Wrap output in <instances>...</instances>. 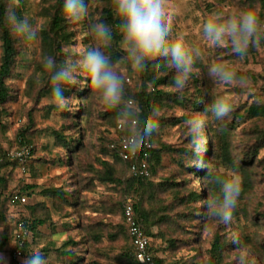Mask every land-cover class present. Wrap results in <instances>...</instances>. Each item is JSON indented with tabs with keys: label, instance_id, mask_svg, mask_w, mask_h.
<instances>
[{
	"label": "rangeland",
	"instance_id": "obj_1",
	"mask_svg": "<svg viewBox=\"0 0 264 264\" xmlns=\"http://www.w3.org/2000/svg\"><path fill=\"white\" fill-rule=\"evenodd\" d=\"M53 1L6 0L8 13L29 18L39 29V39L34 43L24 42L14 36L16 55L9 79L11 96L0 105V149L5 156L0 159V174L6 178L0 191L8 198L13 192L24 191L28 185L33 192L31 196L26 195L24 205L7 199L0 235L9 236L10 241L0 251V264H15L13 245L19 230V226L15 230V221L29 219L31 225L35 217H46V221L30 232L24 248L25 257L35 248L45 256L65 255L68 251L71 264H128L122 203L129 195L123 188H114L97 178L98 159L115 164L108 143L117 117L90 81L85 82L84 76L79 77L81 84L64 88V95L72 98L70 108L60 112L53 109L56 104L51 98L50 74L42 66V58L48 54L41 48L40 37L41 29L49 20L44 9ZM107 2L88 0L89 15L79 24H69L74 37L61 53L56 52L57 64L78 58L82 50L93 44L89 26L100 21ZM176 5L174 31L187 33L188 39L200 46L202 58L195 62L187 86L180 91L189 93L192 100L186 102V106L174 105L161 111L165 119L157 127L156 138L162 154L152 178L154 189L151 193L153 202L166 205L171 220L152 227L157 233L151 237L153 248L165 263L182 260L186 264H210V250L218 236L223 245L219 264H238L241 247L249 251V258L254 259L255 264H264V41L259 47H250L246 59L237 62L228 48H214L201 38L202 25L214 9L255 6L262 19V0H176ZM156 59L163 61L159 57ZM221 60L230 61L238 74L248 76L252 87L251 93L238 88L231 90L236 93L234 109L222 123L211 119V113H205L206 106L221 91L208 77V66ZM167 68L170 74L160 87L178 91L174 87L176 70ZM45 76H48L47 82H44ZM137 89V74L132 73L126 95ZM194 101L199 106H195ZM135 105L139 109L137 101ZM197 115L208 116L205 137L213 138L210 156L208 149L201 154L208 165V168L203 167L201 176L193 174L199 167L186 125L189 117ZM220 124L229 131L233 156L249 171L243 178L244 196L239 198L229 224L206 214V201L216 190L199 182V179L205 180L209 168L213 172L236 169L216 158ZM54 130L71 138L79 131V142L73 141L68 146L60 138L49 137ZM27 140L29 142L25 143ZM27 147H31L30 152L22 159L18 157L16 153ZM188 165L193 168L187 169ZM237 170L242 174L239 168ZM46 187L67 191L68 200L55 201L43 195L42 189ZM193 190L202 195L204 203L199 197L194 200L190 196ZM30 205L37 207L31 211ZM236 237L239 243L234 242Z\"/></svg>",
	"mask_w": 264,
	"mask_h": 264
},
{
	"label": "clouds",
	"instance_id": "obj_2",
	"mask_svg": "<svg viewBox=\"0 0 264 264\" xmlns=\"http://www.w3.org/2000/svg\"><path fill=\"white\" fill-rule=\"evenodd\" d=\"M117 23L98 21L91 23L89 34L93 44L78 54V58L57 64L46 55L42 58L44 70L50 74L51 98L56 106L69 109L71 97L64 95L66 85H79L80 76L90 81L102 101L119 109L118 119L129 132L131 151L140 149L157 129L160 107L153 103L147 115L126 99V88L131 83V74H142L149 60L157 57L164 60V67L174 68V87L183 90L194 71L195 62L202 58L200 46L188 39L184 31H174L173 22L177 13L176 0H110ZM62 15L69 24L76 25L89 15L88 0H63ZM6 22L12 34L24 42H36L39 29L29 18L18 17L9 12ZM201 38L214 48H228L237 62H243L250 47H259L264 40V20L255 6L234 7L231 10L214 9L202 25ZM208 77L221 89L205 113L211 119L223 122L235 105L233 88L251 93V81L240 75L230 61L221 60L208 66ZM209 118L197 115L186 120L192 150L197 156L196 166L208 168L202 153L205 149V129ZM210 182L219 189L206 201V214L213 219L229 224L238 207L243 191V177L237 169H229L219 175L209 168ZM239 243V237L234 240ZM248 250L241 247L238 264H255ZM22 264H71V257L51 253L47 256L39 249H31Z\"/></svg>",
	"mask_w": 264,
	"mask_h": 264
},
{
	"label": "trees",
	"instance_id": "obj_3",
	"mask_svg": "<svg viewBox=\"0 0 264 264\" xmlns=\"http://www.w3.org/2000/svg\"><path fill=\"white\" fill-rule=\"evenodd\" d=\"M62 3L63 0H54L52 4L44 9L45 15L49 17L48 22L45 24L44 28L40 31L41 37V48L44 53L52 56L56 59V52L61 53L62 48L71 44L74 31L70 28L69 23L62 15ZM263 8H264V0H262ZM8 6L6 4V0H0V41H1V56H0V105H2L11 95H10V85L9 79L12 76L14 70V61L16 55V45H15V37L10 31V28L6 22V17L8 15ZM264 13V10L261 12ZM100 21H106L108 23H117V19L113 14L110 0H108L107 5H105L102 9V17ZM264 41V40H263ZM58 58V57H57ZM164 65L163 61H157V59L149 60L146 66L145 71L142 74H137V80L139 82V89L135 90L133 93H129L126 95L127 99L133 100L136 104L138 103L139 110L141 111L142 116H146L148 109L150 106L155 103L157 104L161 111H164L168 107L175 106H186V102L191 101V95L186 93L185 91H169L164 87H160L166 82V75L170 74L169 69ZM166 71V74L162 72ZM47 77L45 76L44 82H47ZM47 84V83H46ZM48 85V84H47ZM129 97V98H128ZM136 99V100H135ZM195 106H199L197 101H194ZM112 108V107H111ZM53 109L60 112L56 105H53ZM113 113L117 117L114 128L116 129L119 123H122L118 119L119 109L112 108ZM2 111V107H0V112ZM165 117L160 114L158 126L164 123ZM122 130H120L121 134H129L127 129L122 123ZM228 129L225 125L220 124V144L219 151L216 154V158L222 159L225 163L232 166L233 168H239L243 174V178L248 176V170L245 168L242 163L237 161L232 153V148L230 141H228ZM79 134V131H78ZM78 134L74 135V137H70L62 133L59 130H54L49 134V137L52 138H60L63 142H65L68 146L72 144L73 141L78 143ZM158 136L157 129L152 133L151 137L148 139L152 144V148L150 150L149 157V169L150 176H137L131 174L129 171L130 162L126 161L122 158L121 148L118 146V143L115 138L110 137L108 143V150L112 153V160L115 161L113 165L112 162L106 159H98L99 162V170L97 178L105 184H112L113 187L117 186L123 188L125 193L129 196H126V199L123 201L122 206L126 202H130L134 214L137 220L140 222L143 232L150 237H154L157 233L153 232L152 227L154 225L166 223L171 220L169 213L166 211V205L153 202V194L151 191L154 189V183L152 182V178L156 173L157 167L161 162V149L160 142L156 138ZM24 139V138H23ZM21 140V139H20ZM205 149H208L207 155L210 156V151L213 146V138L208 135L205 139ZM155 141H157V146L155 145ZM29 142L28 140L25 143ZM114 142L113 146L112 143ZM22 143V142H21ZM24 144V143H23ZM29 144V143H28ZM27 145V144H25ZM75 146V145H74ZM194 157H197L194 153ZM5 157L4 154H1L0 149V159ZM16 160V159H15ZM1 164V163H0ZM1 167V166H0ZM187 169H192L193 165L186 166ZM201 171H203V167H199L193 174H198L201 176ZM213 172V171H212ZM214 173L223 175L226 171L216 170ZM128 174V175H127ZM6 178L0 174V186L5 182ZM169 181V180H166ZM177 184L180 181H175ZM199 182H204L207 188L215 189L218 191L219 186L213 185L210 180L208 173L206 174L205 180L202 178L199 179ZM246 184H243V191L241 193L240 198L244 196V190ZM24 191H17L19 194H25L28 196L32 195V190H30V186L26 185ZM16 192L10 194L7 198V195L1 193L0 191V223L5 221V208L7 199L12 201V196ZM42 194L51 197L55 201L68 200V192L64 190H58L54 188H44L42 189ZM190 196L195 200L198 197L201 199L202 203H204V198L199 194L198 191L193 190L190 191ZM135 199H134V196ZM37 206L33 207L30 205L31 211L35 209ZM123 217V216H122ZM46 221V217H35L29 226L30 232L32 229L39 224H43ZM20 220L15 221V230L18 229ZM124 222V219H123ZM125 231L128 237V251L125 254L128 264H139L136 260L135 256V247L132 243L131 237L127 231V225L124 222ZM16 232V231H15ZM152 240V239H151ZM10 238L9 236L0 235V251L9 244ZM152 242V241H151ZM153 247V242H152ZM223 245L222 242L219 241L218 236H215L214 241L212 243V247L210 250V264H219L222 257ZM154 259L157 264H186L184 261L180 260L178 262L165 263L160 257L156 256L155 250L153 248ZM65 255L69 256V252L65 251ZM73 262V261H72ZM12 264V263H11Z\"/></svg>",
	"mask_w": 264,
	"mask_h": 264
},
{
	"label": "built area",
	"instance_id": "obj_4",
	"mask_svg": "<svg viewBox=\"0 0 264 264\" xmlns=\"http://www.w3.org/2000/svg\"><path fill=\"white\" fill-rule=\"evenodd\" d=\"M264 20V17L262 18ZM134 104L135 102L131 100ZM122 123H119L116 129H113V138L116 139L118 146L121 148L122 158L130 162L129 171L131 174L137 176H150L149 169V157L152 144L149 140L136 151H131L128 144L129 134H121ZM114 142L112 143L113 146ZM31 147L17 152V156L22 159L23 156H26V153L30 152ZM22 169L25 170L24 166ZM12 202L19 204H26L27 197L24 194L14 193L12 196ZM123 218L124 222L127 225L128 234L131 237L132 243L135 247V256L139 264H157L153 255V247L151 237L143 232L140 222L137 220L133 207L130 202H126L123 205ZM30 220L23 219L19 222V230L15 236V242L13 245V256L15 264H22V261L25 257L24 248L27 246V241L30 237Z\"/></svg>",
	"mask_w": 264,
	"mask_h": 264
}]
</instances>
